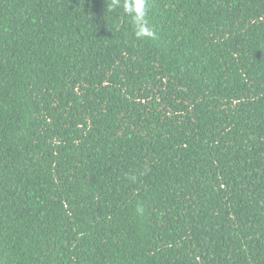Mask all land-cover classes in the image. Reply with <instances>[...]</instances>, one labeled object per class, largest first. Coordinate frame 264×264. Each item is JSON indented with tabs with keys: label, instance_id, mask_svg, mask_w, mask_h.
Segmentation results:
<instances>
[{
	"label": "trees",
	"instance_id": "1",
	"mask_svg": "<svg viewBox=\"0 0 264 264\" xmlns=\"http://www.w3.org/2000/svg\"><path fill=\"white\" fill-rule=\"evenodd\" d=\"M113 4L0 0V264H264V0Z\"/></svg>",
	"mask_w": 264,
	"mask_h": 264
},
{
	"label": "clouds",
	"instance_id": "2",
	"mask_svg": "<svg viewBox=\"0 0 264 264\" xmlns=\"http://www.w3.org/2000/svg\"><path fill=\"white\" fill-rule=\"evenodd\" d=\"M113 7H115V0ZM124 11L132 16V22L136 29L135 35L139 37H152L154 33L148 27L146 11L144 8V0H125ZM138 212L143 211L142 207L137 208Z\"/></svg>",
	"mask_w": 264,
	"mask_h": 264
}]
</instances>
